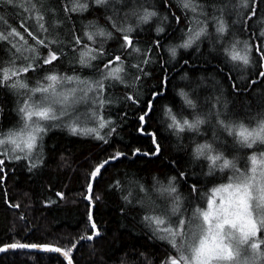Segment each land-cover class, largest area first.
<instances>
[{"label": "trees", "instance_id": "16d2710c", "mask_svg": "<svg viewBox=\"0 0 264 264\" xmlns=\"http://www.w3.org/2000/svg\"><path fill=\"white\" fill-rule=\"evenodd\" d=\"M194 1L204 3V0ZM235 1L238 0H232V2ZM82 2L83 0H14L15 6L13 7L5 5L4 0H0V34L8 37L7 40H0V81L3 80L5 68L9 69V83L20 79L29 85V89L35 86L36 81L44 75L43 72H29L21 73L18 78L11 76L12 71L29 62L25 58H34L37 54L43 57L47 55L48 51V48L38 45L36 40L20 27L21 22H24L25 27H28V30L38 38L45 39V43L52 50L64 51L65 55L60 58L59 62L54 61L51 66L44 67L58 70L61 74L72 75L73 67L79 68V64L75 63L79 59V50H86L83 45L94 49L105 39L96 36L94 37L96 43H93L84 36L86 30L91 31L90 28H86V25L90 21H95L97 15L71 11L73 5ZM66 7L67 12L64 10ZM252 7L256 9L255 15L264 17V4L261 3V0H254L252 5L248 9H244L239 17L244 21L243 30L234 29V31L240 41L248 40L250 45L261 46L262 42L255 43L253 35L250 34L251 32L259 33V28L256 31L250 30L245 25L254 17L249 11ZM171 11L180 16L185 14L183 10L175 7ZM188 14L189 18H192L193 13L189 12ZM41 17L43 19H40ZM40 23L44 24V29H40ZM99 23L103 25V20H99ZM195 25L196 23L193 22V27ZM12 27L21 33L24 37L23 40L20 37L9 35ZM181 27L183 28L184 24ZM73 34L82 39V45H78L75 49L70 46ZM176 35L179 37V32ZM114 36L115 39L106 40L103 45L105 49L110 54L122 55L124 57L122 62L125 65L137 63L139 56L133 54L129 58L127 50H120L119 35L114 33ZM139 39L142 48L150 42L146 33L142 34ZM242 47V43L237 45L238 50ZM206 48L207 41L201 45L202 50ZM33 49H36V52H33ZM183 54L184 52L178 51L177 59ZM214 55L216 58L209 56L205 51V55L197 62L198 71L189 72L188 75L193 78L203 76L209 82L212 77H215L221 82L229 101L233 99L227 95L230 83L235 82L239 85L241 77L249 78L251 76V83L248 84L249 94L243 97V105L237 100L235 107L232 104H229V107L234 113L233 119L241 120L250 127L255 126L258 119L257 114L264 110V102L261 100V94L264 93V78L257 74L258 65L252 63L241 68L242 63L232 62L229 59L228 66L225 67L224 54L222 58L220 53ZM250 55L254 61L259 54L252 49ZM165 57L169 58V55L163 48H154L152 60L158 62L148 66L150 76L144 77L140 82L134 80L137 75L135 70L126 68V83L119 84L104 93L105 99H113L112 104L99 106L97 110L87 108L83 115V125L79 121L76 122L79 127L85 129H87L86 127H96L101 135H105L108 126L99 128V117L103 116L105 119L110 117L116 122V132L111 136H105L108 143L97 140L94 134L72 135L66 126L53 128L43 137L44 163L38 165L37 170L31 174L26 168L27 161H12L3 154L4 151L0 148V159L5 160L0 168H3V172L6 174V180L0 182V245L12 242L47 243L68 249L72 243H75L76 247L70 252L73 264H120L121 260H126L128 264H140L141 261H144L145 264L147 261H151V264H161L170 255L175 254V250L167 242L150 239L151 233L148 230L152 231V229L146 227L143 222V217L148 215L155 218L149 222L154 228L159 230L170 226L167 223L168 218L163 213L172 205L151 192L152 178L155 176L164 180L165 175H173L172 169L168 167L169 161L173 159L177 160L180 168L183 169L189 157L177 148V144L189 145V137L192 136L187 131L180 133L179 136L183 138L181 141L171 129L167 128V124L171 123V120L165 114L164 106L170 108L177 119H181V117L191 119L192 117L191 109L185 108L178 95L181 88L187 91L186 83H182L185 80L181 79L184 72H187V67L180 63L176 64L175 70H168L167 75L170 82L163 86L161 78L164 72L161 66L166 61ZM96 63L98 62L93 61V64ZM120 63L114 61L113 65H109V70ZM237 65L241 66L237 67ZM217 67L224 68V72L217 74ZM229 74L232 80L225 82L224 78ZM82 75L98 78L95 69L86 70ZM252 81L255 83L253 84ZM66 86L69 87V85L64 87ZM165 87L167 88L166 98L161 96L158 100H154L155 110L150 113L149 117H146L145 123L141 125L138 117L141 115V110L146 107L145 102L152 98L151 91L164 92ZM59 88L61 87L57 85V89ZM29 89L12 90L10 87L0 85V107L3 108V115H0V138H3L10 129L15 130L20 127V116L16 109L22 105L24 99L31 95ZM126 94H131L134 97L138 95L140 103L133 104L131 101H126L124 99ZM39 95L35 94V97H39ZM213 95L210 88L202 89L200 91L201 103L205 102V97ZM213 102L209 101V103ZM182 108L185 110L182 111ZM62 123L66 124L65 117L62 119ZM141 127L144 129L143 131H139ZM202 130L208 131V126H202ZM152 133H156L157 141L163 149V154L160 156L143 155L145 152L154 150ZM208 138H211L210 132ZM196 140L203 142L204 137H196ZM7 147L10 148L9 145ZM136 148H139L141 153L133 156L132 152ZM116 150L124 152L125 156L110 161L101 169V173L97 177L91 178L89 173L96 164ZM259 151H264V149L257 151L258 159ZM40 152L39 149L34 150L35 154H40ZM233 155L237 156V167L247 174L252 165L249 159L252 155L251 151L244 150L233 153ZM229 158L231 159V157ZM207 163L205 162L203 169L205 173L209 171ZM188 171L191 176L188 184L199 177L200 195L192 199L187 184L177 185L183 198L182 207L187 209L180 213L185 219L184 232L189 228L188 221L191 217L193 221L196 218L193 215L194 210L206 208L207 198L210 197L212 188L220 183H227L228 175L232 174L231 170L225 169L224 172L217 171L213 178L200 175L199 167L195 169L196 175H192L191 168ZM117 181L120 182V188L115 186ZM136 181L146 185L149 192L147 194L141 192ZM89 182L93 185L92 193L88 192ZM121 188L124 190L123 192H121ZM129 192L134 209L131 212L126 209V214H122L121 207L125 206V201L121 197L128 195ZM57 193H63V198ZM88 195L93 196L91 202L85 199ZM95 197H99V199L97 200ZM137 201H142V204ZM186 201H191V203ZM16 204L19 205L18 208L10 206ZM89 211H91L92 219L99 231V236L92 240L87 239V236L92 234L91 222L88 220ZM159 219L165 220V223H156L155 220ZM141 221L143 225H141ZM139 253H143L144 256L140 257ZM0 264L66 263L52 254L8 252L0 257Z\"/></svg>", "mask_w": 264, "mask_h": 264}, {"label": "snow or ice", "instance_id": "6c2138e0", "mask_svg": "<svg viewBox=\"0 0 264 264\" xmlns=\"http://www.w3.org/2000/svg\"><path fill=\"white\" fill-rule=\"evenodd\" d=\"M5 5L15 6L14 0H4ZM183 10V16L177 15L171 11L172 8ZM249 8L248 0H242L240 4H235L232 0H220L218 6L217 0H204V3H193L192 0H83L82 3L73 5L71 11L87 12L96 14L97 19L90 21L86 28L91 31H85L84 36L88 41L96 43L94 37L105 38L98 47L90 48L83 45L86 50H79V59L75 63L79 64V68L73 67L72 75L61 74L58 70L46 69L44 66H51L54 61L59 62L65 53L63 50H52L45 43V39L38 38L33 32L25 27L24 22H21L20 27L28 33L38 45H44L48 48L46 56L34 58H25L27 62L24 66L16 68L11 72L12 77H19L21 73L43 72L44 75L36 81L35 86L29 89V85L16 79L9 83V69L3 70L4 77L0 81V85L10 87L12 90L29 89L31 95L24 99L22 105L16 109L20 116V127L18 129H10L3 138H0V146L4 147V155L8 156L12 161H27L26 168L29 174L37 170L38 165L44 163L42 149L44 147L43 137L53 128L67 127L72 135L94 134L97 140L108 143L105 136H111L116 132L115 121L110 117H99V128L108 126V131L105 135H101L96 127L82 128L76 124L62 123L63 117H68V107L75 110V105L80 103L96 105L103 107L105 104L109 106L113 99L100 98L102 93L107 90L117 87L119 84L126 83V68L134 69L137 75L134 80L142 81L144 77L150 76L148 66L153 64L152 60L153 49L163 48L168 54L169 59L162 64L164 72L161 78V85L166 86L170 81L167 75L168 70H175L176 64L182 63L187 67V72L181 77L187 83L184 88H181L178 95L183 101L186 109H191V119L181 117L177 119L175 114H172L171 109L164 106L165 114L170 117L171 123L167 124V128L182 141L180 133L187 131L192 136L189 137V145L178 143L177 148L184 152L189 158L185 162L183 169L177 160H170L168 167L172 169L173 175H165L164 180L153 176L151 192L159 198H163L172 205L168 210H165L163 215L166 216L167 223L170 225L164 229H156L150 221L154 217L145 215L143 222L146 227L152 229L150 239L167 242L172 249L175 250L174 255H170L166 261L161 264H264V251H260L261 244L264 239V151H259V159L257 151L264 149V110L259 112L255 126L250 127L241 120L233 119L234 113L229 107L232 104L235 107L237 100L243 105V97L249 94L248 82L241 84L235 82L230 83L228 96L233 99L229 101L225 95L223 86L220 81L212 77L211 81H207L203 76L193 78L188 75L189 72L195 73L199 69L198 61L205 55V51L209 56L216 58L214 54L223 52L225 56V67L227 62H242V66H249L252 63L258 65V76L264 78V18L258 20L259 33L256 36L262 42L261 46L250 45L248 40L240 41L237 38L236 25L239 24V30L244 28V21L239 19L240 13H237V20L232 19V8ZM68 11L67 7L64 9ZM251 14L255 16L256 9H249ZM193 13L192 18H189L188 13ZM247 14V13H245ZM203 17L201 20L199 17ZM40 19H43L41 17ZM70 19V17H69ZM103 20V25L99 20ZM39 22V21H38ZM187 22V23H185ZM193 22L196 27H193ZM184 24L182 28L181 25ZM40 29H44V24H39ZM211 29V30H210ZM179 32V37L176 33ZM115 34L119 35L118 43L120 50H127L128 57L133 54L139 56V60L135 64L125 65L122 61L124 57L120 54H110L103 46L107 39H115ZM146 33L150 42L145 47H140L141 41L139 37ZM154 34V35H153ZM9 35L24 37L15 27L11 28ZM8 37L0 34V40H7ZM168 43H165V42ZM179 41V42H173ZM207 41V48L201 49V45ZM243 47L237 49V45ZM82 45L80 36L73 34L70 46L77 48ZM14 47V46H13ZM183 49L184 54L177 59L178 50ZM191 49V51H188ZM254 49L259 55L253 61L250 55V50ZM19 51V50H17ZM36 52V49H33ZM187 58H184V57ZM176 61L175 64L171 61ZM93 61L98 63L93 64ZM115 62H121L118 66L109 70V65ZM207 63V61H205ZM102 65V67H101ZM241 65H237L240 67ZM95 69L99 79L83 76L82 73L86 70ZM183 72L184 69L182 68ZM231 71V70H230ZM224 68L217 67V74L223 73ZM225 82L231 81L232 77L229 74L225 78ZM254 84L255 81H252ZM95 85L93 90L92 85ZM57 85L63 87L65 85H87V89L82 92V96H78L77 87H69L67 94L63 99L57 101ZM212 90V97H205V102L200 101V91L202 89ZM89 92H93L92 97H89ZM35 94H40L35 97ZM151 97L146 103V107L141 110V115L138 120L141 125L146 121V117L150 116L155 110L154 100H158L161 96L166 98L167 88L164 92L153 90L150 93ZM35 97V98H34ZM118 99V98H116ZM126 101H131L133 104H139L138 95L133 96L126 94ZM214 101L209 103V101ZM261 100L264 102V93L261 94ZM59 103L60 107H56ZM250 107V106H249ZM182 108V111L185 110ZM206 109V110H205ZM0 115H3V108L0 107ZM37 119H33V118ZM207 125L208 131L202 130V126ZM143 127L139 131H143ZM209 132L211 138H208ZM152 143L154 150L145 152L143 155L160 156L163 154V149L157 141L156 133H152ZM196 137H204L203 142H197ZM7 145H11L10 148ZM41 150L40 154H35L34 150ZM248 150L252 155L249 157L252 167L250 171L255 174L257 171L256 165L261 168L260 180L256 181L255 175L249 176L241 168L237 167V156L233 153ZM141 153L139 148L133 150L132 155L135 156ZM125 156L124 152L116 150L106 159L96 164L91 170L89 176L95 178L101 173L110 161L117 160ZM231 157V159L229 158ZM205 162L209 171H203ZM5 163L4 159H0V165ZM200 168V175L205 177H213L217 171L224 172L225 169L231 170V175H228L227 183H220L212 188L213 196L207 198V206L204 209H196L193 215L200 219L202 223H196L192 226V221L188 224L191 238L185 239L188 233L183 231L185 219L181 212L187 211L182 207V196L177 185H188V192L192 199L200 195L198 185L200 184L199 177L191 184L188 181L191 179L188 169H192V175H196L195 169ZM6 180V174L3 168H0V182ZM139 190L143 193H148L149 189L146 185L136 181ZM116 188H120V182L115 184ZM88 192L92 193L93 185L91 182L87 185ZM124 190L121 188V192ZM63 198V193H57ZM131 193L122 195L125 201V206L121 207V213L126 214V209L131 212L134 209ZM89 202L93 199L92 195L85 197ZM99 199V197H95ZM256 201L254 204L253 202ZM191 203V201H186ZM141 203L142 201H137ZM18 208L19 205H10ZM23 218V217H22ZM135 219V217H133ZM88 220L91 222L92 234L87 236L88 240L99 236L96 224L92 219V213L89 211ZM156 223H165V220H155ZM175 225V227H172ZM179 237V239H178ZM247 246V247H246ZM76 247L75 243L71 244L68 249L57 247L51 244L23 243L12 242L0 245V252L15 249H43L48 252L61 253L67 258L68 264H73L70 252ZM251 249L249 254L248 249ZM135 255V253H134ZM143 257V253H139ZM120 264H128L126 260H121ZM140 264H145L141 261ZM151 264V261H147Z\"/></svg>", "mask_w": 264, "mask_h": 264}, {"label": "rangeland", "instance_id": "374dc122", "mask_svg": "<svg viewBox=\"0 0 264 264\" xmlns=\"http://www.w3.org/2000/svg\"><path fill=\"white\" fill-rule=\"evenodd\" d=\"M237 62L238 63H242V62H239V61H237ZM242 67L243 66H241V68ZM97 79H99V77ZM73 86L78 88V92H77L78 96H82V92L87 89V85H78V86L77 85H72V86H69V87H73ZM69 87L66 86V87L63 88V90L61 88L57 89V96H56L55 99L57 101L62 100L63 96L65 94H67V90H68ZM92 88H93V90L95 89V85L94 84L92 85ZM92 95H93V92H89V97H92ZM100 98H105L104 97V93L101 94ZM99 106H100L99 104L91 105V104L80 103V104H76L75 105V110L74 111H73V109L71 107H68L67 111H68L69 115H68V117H65L66 124L67 123H71V122H72V124H76V122L78 123V121L82 124L83 121H84L83 115L86 113L87 108H89L90 110H93V109L97 110V109H99ZM56 107L59 108L60 104L57 103ZM33 119H37V118L34 117ZM86 128H88V127H86ZM9 146L11 147V145H9ZM0 148H1L2 151H4V147L3 146H0ZM251 167H252V165H251ZM256 168H257V171H256L255 174H253L251 171H249L247 173V175H249V176L255 175L256 181L259 182V180H260V172H261L260 165L257 164ZM213 195L214 194L211 191L210 196H213ZM253 203L255 204L256 201H254ZM196 223H202V218H200V219L195 218V220L193 221V225H195ZM190 227L191 226H189V228ZM189 228H187V230H185L186 231L185 233H188V235L185 236V239H190L191 238V234H190ZM260 239H264V236H261ZM260 251H264V243L261 244ZM248 252H249V254L251 253V249L250 248L248 249ZM258 264H259V262H258Z\"/></svg>", "mask_w": 264, "mask_h": 264}, {"label": "bare ground", "instance_id": "6f19581e", "mask_svg": "<svg viewBox=\"0 0 264 264\" xmlns=\"http://www.w3.org/2000/svg\"><path fill=\"white\" fill-rule=\"evenodd\" d=\"M239 1V2H238ZM238 1H235V2H233V3H235V4H240L241 2H242V0H238ZM253 1L254 0H248V4H249V7L252 5V3H253ZM192 2L193 3H196V4H199V3H197L196 1H194V0H192ZM218 3V6H219V4H220V1H218L217 2ZM261 3L262 4H264V0H261ZM243 7H240V8H232V9H230L229 11L231 12V15H232V19L233 20H237V13H240V15L242 14V12H243V10L244 9H248V8H243ZM263 8V7H262ZM189 15V14H188ZM240 17V16H239ZM201 20H203V17L201 16V17H199ZM260 18H264L263 16H258V15H255L254 17H253V19L252 20H249L245 25L247 26V28H249L250 30H257L258 28H259V25H258V20L260 19ZM191 19V18H190ZM240 19V18H239ZM195 27H196V25H195ZM194 27V28H195ZM235 30H239V24H237L236 25V29ZM240 31V30H239ZM251 35H253V39L255 40V43H261V41L260 40H258L257 38H256V36L258 35V33L256 32V33H254V32H251L250 33ZM178 51H181V53H183L184 52V50L183 49H180V50H178ZM168 54V53H167ZM169 55V54H168ZM222 56H223V52H220V57L222 58ZM165 59L166 60H168L169 58H167V57H165ZM176 61H171V63H175ZM240 84L241 83H243V82H245V81H247L248 82V84L249 83H251V76L249 77V78H247L246 76H244V77H241L240 78ZM182 83H187L186 81L184 82H182ZM64 88V87H63ZM188 216L189 217H191L190 216V214H188ZM191 221H192V226H194L193 225V219H192V217H191V219H190ZM141 225H143V223H142V221H141ZM190 226V225H189ZM148 231H150V233H151V230L149 229ZM2 255H4V254H2ZM1 255V256H2ZM0 256V257H1Z\"/></svg>", "mask_w": 264, "mask_h": 264}, {"label": "water", "instance_id": "95a60500", "mask_svg": "<svg viewBox=\"0 0 264 264\" xmlns=\"http://www.w3.org/2000/svg\"><path fill=\"white\" fill-rule=\"evenodd\" d=\"M8 252H25V253H34V254H52L58 256L61 260H63L66 264H68L67 258H65L61 253H55V252H48L43 249H15V250H8L6 252H0V256L2 254L8 253Z\"/></svg>", "mask_w": 264, "mask_h": 264}]
</instances>
